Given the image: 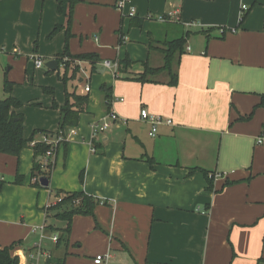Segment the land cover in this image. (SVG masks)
<instances>
[{"label":"crops","instance_id":"crops-1","mask_svg":"<svg viewBox=\"0 0 264 264\" xmlns=\"http://www.w3.org/2000/svg\"><path fill=\"white\" fill-rule=\"evenodd\" d=\"M76 1L68 52L97 62L76 64L74 82L61 76V65L35 69L31 60L46 63L63 52L66 6L61 12L56 0H0V95L4 79L14 84L24 137L56 132L66 93L88 97L75 134L54 151L47 188L31 184L32 149L0 153V180H24L0 191V247L20 242L11 251L20 264L30 263L37 246L64 264H95L99 255L109 256L100 264H264V106L257 107L264 94V0H130L122 9L119 0ZM55 26L62 31L49 39ZM187 33L173 63L175 86L166 72L140 82L103 66L128 59L125 76H139L143 63H164L153 47ZM102 85L111 90L110 110ZM142 109L172 124L152 138ZM108 112L125 123L93 136L92 126ZM57 192L107 203L93 216L75 215L67 243L58 245L51 237L59 233L40 230Z\"/></svg>","mask_w":264,"mask_h":264},{"label":"trees","instance_id":"trees-1","mask_svg":"<svg viewBox=\"0 0 264 264\" xmlns=\"http://www.w3.org/2000/svg\"><path fill=\"white\" fill-rule=\"evenodd\" d=\"M58 3V10L63 11V8L66 6V25H65V36L66 42L64 45V50L60 55H57L56 61L59 65L68 69L71 64L72 78H75L76 71H78L79 66L76 65V62H92L95 64L96 56L87 54L72 56L68 52L67 41L70 38V25L72 19V9L76 4V0H56ZM243 19V18H242ZM242 19L239 21L241 23ZM62 31V26H55L48 36L49 39L53 38L58 32ZM207 32L208 31H203ZM226 30H222L221 37L225 34ZM185 36L175 39L164 41L159 45V47H153L158 50L163 55V65L159 68H150L146 63H143V72L139 76L129 77L125 76L127 74L128 68L131 66V62L128 59H125L121 62H118L115 76L124 80H138L140 82L151 81L149 78L166 72L169 75V84L175 86L177 83V75L173 70V63L176 60H179V57L184 53L186 37ZM34 53L36 51L34 50ZM95 72L94 66H91L90 74ZM60 80L66 79L65 77H59ZM14 84L9 82L7 79H4L2 89L6 95L3 99H0V153L5 155H10L17 157L21 150L25 148H30L33 150V156L36 159L33 163L31 169V184L39 186V182H32V179L36 178L39 180L40 177L49 178L53 164L48 161L45 165L43 160L39 162L37 159L43 158L46 151L49 150V145L41 141L35 142V136L37 135H46L57 136L58 133L64 132L67 129L75 128L78 125L79 115L86 111V106L88 103L87 95H76L75 93H66L67 100L64 106L59 108L60 118L58 122V128L55 133H51L46 130H34L28 138H25L23 135V116L16 112V109L21 106V103L12 97L11 93L13 90ZM49 91L50 94H53L51 89H45ZM100 91L104 96L105 104L108 110H110L111 103V90L109 87L102 85ZM264 106V94L261 96V101L257 107ZM250 114L247 118L251 117ZM44 165V166H43ZM196 169H191L190 174H192ZM207 172L205 175L207 176ZM82 177V176H81ZM212 178L210 176L208 181L209 188L212 189ZM82 179V178H81ZM23 178L21 176H15L11 181H2L0 180V191L4 184L10 183L15 185H21L23 183ZM234 182L226 181L225 185L233 184ZM57 197L61 196L59 200L53 205L46 208V222L44 229L47 230L50 234L59 233L56 245L64 244L68 241V235L70 232V225L72 218L75 215L82 216H93V211L95 207L99 204H107L104 201H101L97 198L89 196L83 192H72V193H56ZM55 213V214H54ZM54 219L55 221H53ZM52 220V222H51ZM60 224V226H58ZM62 224V225H61ZM20 245V242L12 243L7 247H0V264H20L19 258L16 255H12L11 251L14 250L17 246ZM36 247H33L30 251L36 250ZM47 264H64V258L50 259Z\"/></svg>","mask_w":264,"mask_h":264},{"label":"built area","instance_id":"built-area-1","mask_svg":"<svg viewBox=\"0 0 264 264\" xmlns=\"http://www.w3.org/2000/svg\"><path fill=\"white\" fill-rule=\"evenodd\" d=\"M129 2H130V0H119L117 6H118V8L122 9ZM245 11H247V6L246 5H242L241 8H240V13H239V17H238L239 21L242 19L243 13ZM129 16L130 17L134 16V10L133 9H130ZM160 20H166V18H161ZM31 60L33 62V65H34L35 69H39V68L43 67V65H44L42 59L40 57L35 56V55H33L31 57ZM76 63L79 64L80 62H76ZM103 66L105 68L109 69V70H112L114 73L116 72V69H117V63L116 62L104 61L103 62ZM88 91H89V86L87 85V86H85V92H88ZM139 119H140V121L142 123H144L148 127V129H149L148 135L150 137H152V138L157 135L158 128L161 125H171L172 124L171 120L163 119L161 117L151 115L144 109H142L140 111ZM119 120H120V122H123V120L119 119L114 113L108 112L107 117L102 122L95 123L92 126L93 136L96 135L97 133L101 132V131L107 130L108 128H110V126L113 123H115V122H117ZM74 134H75V128H70V129H67L64 132L58 133L57 136H54V139H51L48 136H44L42 138L41 142L48 144L50 148H49L48 151H46L45 155L43 156V164L45 165L46 163H48L49 160L51 162V159L54 157V151H55L56 147L60 143L68 141L71 138V136H73ZM258 142L260 143L261 140H259ZM33 182H39V181H38V179L34 178ZM40 230L43 231L44 230V226H41ZM51 240H52V242H56L57 237L56 236H52ZM36 248H37L36 249V253L30 255V257H29L30 258V263L29 264H36L35 261L38 260V258L40 256L46 257V259L49 260L50 256H47L45 253H42V251L40 249V246H37ZM108 258H109L108 255L96 256L95 259H94V263L95 264H100V263H102L104 260H106Z\"/></svg>","mask_w":264,"mask_h":264},{"label":"water","instance_id":"water-1","mask_svg":"<svg viewBox=\"0 0 264 264\" xmlns=\"http://www.w3.org/2000/svg\"><path fill=\"white\" fill-rule=\"evenodd\" d=\"M45 68L50 69V70H56V68L58 67V62L56 60H49L46 63H44L43 65ZM39 185L41 187H48V179L45 177H40L39 178Z\"/></svg>","mask_w":264,"mask_h":264},{"label":"rangeland","instance_id":"rangeland-1","mask_svg":"<svg viewBox=\"0 0 264 264\" xmlns=\"http://www.w3.org/2000/svg\"><path fill=\"white\" fill-rule=\"evenodd\" d=\"M63 67V66H61ZM62 69V70H61ZM60 69V74L61 76H63L64 74H67V76H70L71 75V72L70 70H66L64 67ZM72 80H74V82H76V78H72ZM70 83V82H69ZM0 99H2V96L0 95ZM122 123H125V121H123ZM214 159H216V151H215V156H214ZM214 162V161H213Z\"/></svg>","mask_w":264,"mask_h":264}]
</instances>
